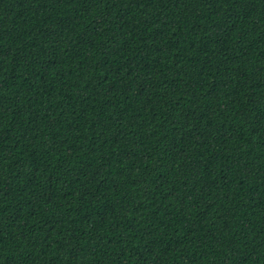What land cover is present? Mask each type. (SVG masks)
I'll return each instance as SVG.
<instances>
[{
  "label": "trees",
  "instance_id": "trees-1",
  "mask_svg": "<svg viewBox=\"0 0 264 264\" xmlns=\"http://www.w3.org/2000/svg\"><path fill=\"white\" fill-rule=\"evenodd\" d=\"M0 264H264V0H0Z\"/></svg>",
  "mask_w": 264,
  "mask_h": 264
}]
</instances>
